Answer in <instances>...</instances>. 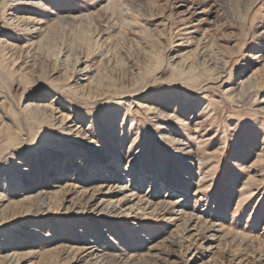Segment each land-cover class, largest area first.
I'll return each instance as SVG.
<instances>
[{
  "label": "rangeland",
  "instance_id": "1",
  "mask_svg": "<svg viewBox=\"0 0 264 264\" xmlns=\"http://www.w3.org/2000/svg\"><path fill=\"white\" fill-rule=\"evenodd\" d=\"M0 264H264V0H0Z\"/></svg>",
  "mask_w": 264,
  "mask_h": 264
},
{
  "label": "bare ground",
  "instance_id": "2",
  "mask_svg": "<svg viewBox=\"0 0 264 264\" xmlns=\"http://www.w3.org/2000/svg\"><path fill=\"white\" fill-rule=\"evenodd\" d=\"M112 182V181H111ZM116 184L117 183H112V184H110V186L108 187V190L106 191L105 189H101L100 191L101 192H103L104 190H105V192H103L104 194H102L101 196H100V201L99 202H97V204H99L100 202H102L103 201V203H102V206H107V208H108V206L109 207H111L112 208V210L114 211V212H117V211H119V210H121L123 207H125L126 205H129L130 203H132V200H133V197H135L137 194H133V192L132 191H130V193H131V196H129V195H125L126 196V199H127V203H122V202H117V203H114L113 201H112V198H114V197H112L111 196V194L113 193V192H110V191H112V190H114V189H112L113 188V186H116ZM106 186V185H105ZM104 186V187H105ZM122 186V185H121ZM89 187V185L88 184H85V185H83V187H82V190H83V188H88ZM101 188H103V185H101ZM121 188V187H120ZM95 189H97V188H95ZM99 189V188H98ZM123 190H126L125 188H121V190L120 191H123ZM137 190V189H136ZM87 190H83L82 192H80L82 195V197L84 198L88 193L86 192ZM100 192V193H101ZM137 192V191H136ZM94 193V192H93ZM92 193V195H91V197L93 198L94 197V194ZM96 193V192H95ZM125 194H126V192H125ZM90 195V194H89ZM88 196V195H87ZM86 196V197H87ZM79 197H80V194H79ZM130 197V198H129ZM39 198V197H38ZM132 198V199H131ZM137 203L136 204H134V205H132V208L130 209L129 208V210H127V211H132V209L134 208V207H136L137 206V208H138V210H142V211H147V210H150L151 211V213H157L158 211H162V210H165V208L166 207H170V214L171 215H176V214H178L179 212L181 213V210H183V206L182 205H180V204H174V203H167V202H161V201H159V200H161V199H159L157 196H154V195H151V196H149V197H147L146 199H145V196L143 197H138L137 196ZM165 200V199H164ZM37 203H39V205L41 206V207H43V205H45L46 204V200H44L43 198L41 199H38L37 200ZM36 203V204H37ZM131 206V205H130ZM128 207V206H127ZM137 208H136V210H137ZM124 209V208H123ZM181 209V210H180ZM121 211H123V210H121ZM169 211V210H168ZM179 211V212H178ZM184 211V210H183ZM178 212V213H177ZM185 212V211H184ZM119 213V212H118ZM183 213V212H182ZM181 216V215H180ZM181 219V218H180ZM187 219L189 220V221H192L193 220V217H187ZM197 221H198V223L202 226V227H204L205 228V230H210L211 229V226H209V225H207V222L206 221H204L202 218H197ZM186 222V221H185ZM189 224V223H188ZM205 225V226H204ZM181 227H184V226H181ZM203 228V229H204ZM242 236V235H241ZM243 236H245V235H243ZM243 238V237H242ZM14 258V257H13ZM15 259V258H14ZM20 259V258H19Z\"/></svg>",
  "mask_w": 264,
  "mask_h": 264
}]
</instances>
